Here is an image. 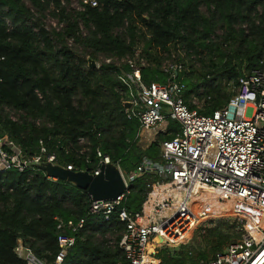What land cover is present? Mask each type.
I'll return each instance as SVG.
<instances>
[{
  "label": "trees",
  "instance_id": "trees-1",
  "mask_svg": "<svg viewBox=\"0 0 264 264\" xmlns=\"http://www.w3.org/2000/svg\"><path fill=\"white\" fill-rule=\"evenodd\" d=\"M98 1L81 12L73 0H0V139L26 155L44 141L65 167L91 171L100 162L98 150L126 174L144 160L160 161V145L176 136L178 124L170 122L166 133L140 148V123L127 118L123 104L126 87L117 67L101 58L128 59L139 50L147 62L143 81L164 84L163 64L176 52L186 71L185 95L204 100V115L233 96L224 83L236 86L244 71H264V0ZM49 20L63 27L48 26ZM89 58L100 67L91 69ZM81 138L86 145L78 144ZM156 179H135L123 206L139 214ZM90 204L86 190L42 171L0 172V264H26L15 252L20 239L53 264L59 221L83 217L85 227L62 264H127L118 214L109 221L88 216ZM203 239L206 249L191 257L163 250L160 263L208 264L232 243L220 226Z\"/></svg>",
  "mask_w": 264,
  "mask_h": 264
},
{
  "label": "built area",
  "instance_id": "built-area-1",
  "mask_svg": "<svg viewBox=\"0 0 264 264\" xmlns=\"http://www.w3.org/2000/svg\"><path fill=\"white\" fill-rule=\"evenodd\" d=\"M98 6V0H73V7L81 12ZM104 63L117 67L118 78L126 87V116L140 123L139 140L143 134L155 139L166 133L170 122L178 124L179 132L161 143L158 162L144 160L130 174L114 164L124 180L125 191L112 201L91 198L88 216L102 215L109 221L118 214L124 224L119 247L127 264H161L158 255L163 247L185 245L187 241L182 237L190 238L202 223L224 212L236 213L242 218L241 238L208 264H264V71H244L229 102L212 115H204L202 107H190L183 82L185 67L176 55L163 64L162 71L168 77L164 84L143 81L141 68L147 62L139 50L132 58L106 59ZM86 143L84 138L78 141L79 145ZM97 154L100 162L89 171L72 164L61 166L57 153L51 152L44 141H40L36 154L26 155L10 139H0V172L42 171L49 180L58 181L41 169L51 164L70 172L99 175L103 165L113 163L99 150ZM146 174L157 179L148 185L140 213H131L123 206L130 185ZM239 205L247 209L234 211ZM253 212L259 216L254 217ZM86 221V217L59 221V250L53 264L63 263ZM156 236L164 243H155ZM15 252L26 264H47L22 239Z\"/></svg>",
  "mask_w": 264,
  "mask_h": 264
},
{
  "label": "water",
  "instance_id": "water-1",
  "mask_svg": "<svg viewBox=\"0 0 264 264\" xmlns=\"http://www.w3.org/2000/svg\"><path fill=\"white\" fill-rule=\"evenodd\" d=\"M89 66L91 69H95L98 65L97 62L89 58ZM126 107L130 108L131 106L126 105ZM41 169L49 177L57 178L86 190L94 201L115 200L124 193L126 188L121 173L114 164L103 165L99 175H92L88 172H70L51 164H44ZM154 242L162 244L164 240L156 236Z\"/></svg>",
  "mask_w": 264,
  "mask_h": 264
},
{
  "label": "rangeland",
  "instance_id": "rangeland-1",
  "mask_svg": "<svg viewBox=\"0 0 264 264\" xmlns=\"http://www.w3.org/2000/svg\"><path fill=\"white\" fill-rule=\"evenodd\" d=\"M72 8L75 9L73 7V3L71 4ZM76 7V6H75ZM57 24L54 20H49L47 21V25L51 26V27H55L57 29H60L61 27H63V25H61L60 27L58 25H54ZM173 54H175L177 56V53L174 52ZM100 63L104 62V59L101 58L99 59ZM170 59L166 60L164 63H167ZM199 65H197V69H199ZM196 81H194L195 83ZM232 84H226L224 83L223 88H227L228 91L232 92L233 90ZM200 93H203V90H201ZM191 101V104H193L194 106H198V107H202L203 108V103L204 100H200L199 98H196L195 95H192V97L189 99ZM15 117V116H14ZM169 125V124H168ZM153 141H155L154 138H151ZM142 140V141H141ZM139 140L138 145L140 148L145 149L147 148L149 142L146 138V134H143L142 139ZM241 217L236 216V213H229V212H224L222 215L213 218L205 223H202L191 235L190 239L187 241V243L184 245H166L165 247H163L160 252L162 253L163 250H167L171 256L173 257H177V256H185V254H188L189 257L193 256L196 252H199L201 250L206 249V244H205V240L203 239L204 235L207 233L208 229H213L217 226H220L222 231L228 235V237L231 239L232 242L238 241L243 233V227H242V221H241Z\"/></svg>",
  "mask_w": 264,
  "mask_h": 264
},
{
  "label": "bare ground",
  "instance_id": "bare-ground-1",
  "mask_svg": "<svg viewBox=\"0 0 264 264\" xmlns=\"http://www.w3.org/2000/svg\"><path fill=\"white\" fill-rule=\"evenodd\" d=\"M221 208H223V206H222ZM240 209H242V210H246L247 208H243L242 206L239 205V206L236 207V209H235L234 211H236V210H240ZM252 215H253L254 217H258V216H259V214H258V213H255V212H253ZM263 219H264V216H263ZM182 239H183L184 241H188L189 236H188V235H185V236L182 237Z\"/></svg>",
  "mask_w": 264,
  "mask_h": 264
},
{
  "label": "crops",
  "instance_id": "crops-1",
  "mask_svg": "<svg viewBox=\"0 0 264 264\" xmlns=\"http://www.w3.org/2000/svg\"><path fill=\"white\" fill-rule=\"evenodd\" d=\"M146 138H147V140H148V142H149V144H148V146H147V148L154 142L152 139H150V137L146 134ZM142 141V140H141ZM147 148H145V149H147Z\"/></svg>",
  "mask_w": 264,
  "mask_h": 264
}]
</instances>
